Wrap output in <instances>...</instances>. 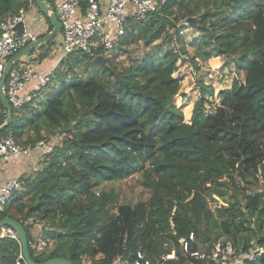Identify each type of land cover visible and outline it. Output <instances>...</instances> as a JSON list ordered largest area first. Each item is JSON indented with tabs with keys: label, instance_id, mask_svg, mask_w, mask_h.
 Listing matches in <instances>:
<instances>
[{
	"label": "trees",
	"instance_id": "trees-1",
	"mask_svg": "<svg viewBox=\"0 0 264 264\" xmlns=\"http://www.w3.org/2000/svg\"><path fill=\"white\" fill-rule=\"evenodd\" d=\"M47 1L54 7L55 0ZM78 1L86 10L89 0ZM189 2L169 0L147 21L131 22L117 48L127 53L124 47L140 39L146 47L160 42L156 51L142 59L130 55L126 67L96 62L86 77L78 72L64 77L60 65L24 113L14 109L0 137L12 132L20 142L36 144L42 140L38 121L47 112L44 128L60 137L37 169L18 177L23 189L0 210V220L10 217L25 227L35 262L133 264L141 252L152 264H221L184 253L181 241L191 234L192 250L209 252L227 241L238 252L252 244L264 248V0H216L219 5L203 12ZM21 9H30L29 0H0L1 15ZM190 17L196 23L189 26L200 34L191 44L204 46L194 64L209 56L232 58L245 79L236 77L220 90L211 110L207 102L215 88L197 78L199 95L187 121L182 109L189 97L175 75L180 53L173 42L182 37L177 23ZM53 42L41 48L37 61L49 57ZM179 42L188 54L183 39ZM96 58L76 51L65 61L76 70ZM69 91L74 92L67 105L56 107ZM0 109L2 125L7 111L1 101ZM26 123L36 137L25 134ZM135 174L150 191L147 201L120 204L116 190L101 188ZM38 224L52 241L40 253L32 244ZM172 249L175 259H166ZM0 264H27L19 240L0 239ZM243 264H264V252Z\"/></svg>",
	"mask_w": 264,
	"mask_h": 264
},
{
	"label": "built area",
	"instance_id": "built-area-1",
	"mask_svg": "<svg viewBox=\"0 0 264 264\" xmlns=\"http://www.w3.org/2000/svg\"><path fill=\"white\" fill-rule=\"evenodd\" d=\"M169 0H109L106 9H103L100 0H89L88 7L83 10L78 0H55L54 11L62 25L60 52L62 56L82 51L94 57H113L120 61L123 57L118 54V46L127 34L131 22L147 21L150 15L159 12ZM30 9L36 8L34 0H29ZM27 11L21 9L17 14H0V82L3 76L6 62L32 41L40 38L39 33L27 28ZM44 17V15H43ZM24 22L25 30L21 36H17V26ZM189 22L185 19L181 34L189 30ZM102 50L98 55V52ZM53 70H37L25 62L16 63L7 79L6 94L13 109L20 112L26 104L37 97L40 92L51 82ZM31 85L30 87H28ZM3 110L0 109V114ZM53 140L42 139L36 144L20 142L12 132L0 137V165L13 160L23 159L37 155V163H42L45 154L50 152L56 144L57 137ZM261 168L257 169L260 175ZM22 181L19 178H9L0 182V210H2L15 192L21 191ZM8 238L19 240L17 232L9 227H0V239ZM194 240L191 234L189 239L181 241L184 253L200 260L215 261L221 264H243L253 261L261 256L264 248L258 244H252L246 252H238L234 245L227 241L225 244H217L211 251L203 252L192 250L190 242ZM36 252L40 253L52 245V241L46 239L43 230L34 235L32 242ZM138 258L133 264H152L144 259L139 252ZM175 253L167 255L166 259H175ZM114 264H130L118 259Z\"/></svg>",
	"mask_w": 264,
	"mask_h": 264
},
{
	"label": "rangeland",
	"instance_id": "rangeland-1",
	"mask_svg": "<svg viewBox=\"0 0 264 264\" xmlns=\"http://www.w3.org/2000/svg\"><path fill=\"white\" fill-rule=\"evenodd\" d=\"M189 3L190 7L195 9L198 8L201 12H203L209 6L214 8L219 5L216 0H190ZM182 21L183 20L181 19L179 23H177L176 30L178 28H181L179 26ZM176 30L173 31V35L175 34ZM199 35L200 34L197 30H195L193 27H189V30L182 33L181 38H178L176 40L175 37V41L173 42L174 48L180 53V60L177 63L178 70L175 75L182 79V91L189 97L186 101V106L182 109L187 121L190 119L193 103L199 95L198 87L196 84L197 78H199V76L203 77L205 82L212 84L215 88V95L210 97L209 101L207 102V108L211 110L214 109L219 102L218 92L220 90L230 88L233 79L236 77L242 80L245 79V72L243 68L236 69L235 60L232 58L228 60L225 56H209L207 59H199L198 65H195V61H193V58L196 55L202 53L204 46L202 42H198L197 45H192L191 42ZM181 39H183L184 41V48L187 49L188 54L184 52L183 46L181 42H179ZM52 45H54V42L51 44V46ZM159 46L160 42L158 41L151 46L146 47L142 40L134 39L131 43L124 47L126 50H128L127 53L121 54V52H117L123 57L120 61H115L113 57L107 56L108 61L104 62L103 64L107 63V65L109 66H116L118 68L126 67L129 64V60L131 59L130 55L134 58L142 59L146 57L149 51L151 52V49H154V51H156V49H159ZM58 47H60V44H58ZM53 48L50 50V53L54 52ZM51 60L53 66H55V69L58 66L63 65L61 75L67 78H72L73 74L76 72L86 77V75H88L89 72L93 70L94 64H96V61L88 60L81 62V65L76 70H72L69 64L65 61L66 56H62L59 49H56V51L53 53V55L51 56ZM73 92L74 91L65 92L64 95L60 97V100L55 104V106L65 107L72 97ZM40 97H42V95ZM176 104L178 106H182L183 100L181 96L176 97ZM21 111L22 113H24L23 110ZM43 111L45 112V109H43ZM26 112H28V110ZM47 113L48 114H45L44 117L40 121H38L41 127V138L47 139L48 141L56 139L55 137L60 138L59 135L54 132V130H51L50 128H44L45 123H47L48 121L49 115L51 116V112ZM24 132L26 135H30L31 138L36 137V134L33 130H31L28 123H26L25 125ZM24 138V141H26L27 136H25ZM21 161L23 162L24 160H14L13 162L15 164H18ZM37 166L38 165L36 164V167ZM142 180L143 178L141 174H135L131 177H128L127 179L116 180L115 182H105L101 185V188H104L108 191L110 189L116 190L120 204L136 205L140 202L147 201L150 198V191L143 186ZM213 207H215L214 204ZM172 253H175L174 250L172 251Z\"/></svg>",
	"mask_w": 264,
	"mask_h": 264
},
{
	"label": "water",
	"instance_id": "water-1",
	"mask_svg": "<svg viewBox=\"0 0 264 264\" xmlns=\"http://www.w3.org/2000/svg\"><path fill=\"white\" fill-rule=\"evenodd\" d=\"M36 3L42 14L45 17H47L51 22L52 29L46 35L38 38L35 41H32L24 48H22L20 51H18L16 54H14L12 57H10L4 66L3 76L0 82V101L3 107L7 111V119L2 125H0V134L3 131H5L14 120V109L10 104L6 94L7 79L13 66L19 62H31V60L35 59L37 55L40 54L41 48L48 45V43L51 40L56 39L61 33L62 25L59 22L56 12L54 11V7L51 5V3L48 2L47 0H36ZM187 21L189 22L190 25H194L196 23V18L190 17L187 19ZM24 30H25L24 22H20L17 26V36H21ZM34 52H36V55L33 54ZM96 62L104 63L105 59L101 56H98L96 58ZM70 127L71 126H68L66 128H62L61 130L63 132L67 131L68 129H70ZM3 226H9L17 232L19 241L22 246V258L25 260L27 264H72L71 261L65 258H52V259H48L43 263L35 262L32 259L27 232L25 230V227L22 225V223L13 218L5 217L2 220H0V227Z\"/></svg>",
	"mask_w": 264,
	"mask_h": 264
},
{
	"label": "crops",
	"instance_id": "crops-1",
	"mask_svg": "<svg viewBox=\"0 0 264 264\" xmlns=\"http://www.w3.org/2000/svg\"><path fill=\"white\" fill-rule=\"evenodd\" d=\"M108 2H109V0H100V4H101L103 9L107 8ZM26 22H27V28L29 30H33V31H36L39 33H42V32L45 33V30H48V32H49V25H48L47 21L45 20V18L43 17V15L38 11L37 8H31L27 11ZM61 39H62L61 35H59L55 39L56 45L54 44L55 46H53L54 52L56 51V49L60 50V47H58V44H60ZM40 51H41V49H40ZM54 52L50 53L51 56L53 55ZM33 54L36 55V52H34ZM40 54H41V52H40ZM50 54H49V57L46 58L43 62L37 61V58L39 56V55H37V57L35 59L31 60V62H25V63L31 65L33 68H35L37 70H54L55 66H53ZM30 86L31 85H29L28 87H30ZM193 106H194V103H193ZM193 106H192V110H193ZM192 110H191V114H192ZM190 117H191V115H190ZM34 155H36V154H34ZM21 162H19L18 164H15V163L1 164L0 165V182H3L9 178H18L21 175H23L25 173L27 174L30 171H32L33 169L35 170L38 168V166L36 167V164L38 165V163H37V159L35 156L30 158V159L24 160L22 163ZM41 228H42V225L38 224L32 230L34 235Z\"/></svg>",
	"mask_w": 264,
	"mask_h": 264
}]
</instances>
